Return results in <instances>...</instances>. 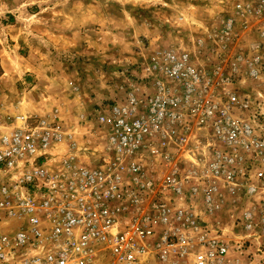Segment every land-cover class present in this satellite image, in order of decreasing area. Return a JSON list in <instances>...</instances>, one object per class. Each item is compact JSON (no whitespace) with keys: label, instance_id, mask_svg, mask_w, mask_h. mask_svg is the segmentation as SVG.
I'll return each instance as SVG.
<instances>
[{"label":"built area","instance_id":"obj_1","mask_svg":"<svg viewBox=\"0 0 264 264\" xmlns=\"http://www.w3.org/2000/svg\"><path fill=\"white\" fill-rule=\"evenodd\" d=\"M234 15L264 39V0L238 2ZM235 22L222 21L205 66L162 49L139 96L128 89L103 105L106 156L96 168L79 162L60 119L0 113V264H256L248 248L251 237L264 243V108L235 84H264V40L227 52ZM194 132L208 156L181 166ZM146 156L160 174L145 170ZM223 190L256 203L234 220L242 236L227 238L193 211L199 197L212 216Z\"/></svg>","mask_w":264,"mask_h":264},{"label":"rangeland","instance_id":"obj_2","mask_svg":"<svg viewBox=\"0 0 264 264\" xmlns=\"http://www.w3.org/2000/svg\"><path fill=\"white\" fill-rule=\"evenodd\" d=\"M241 1L0 0L3 10L9 8L16 15V19L12 15L0 22L16 20L21 31L32 38L31 43L34 40V45L18 47L4 32L0 36V50L8 62L4 69L0 66L5 83V88L0 86V93L1 89L4 92L0 113L13 118L17 109V115H23L20 108L35 106L42 112L39 117L60 119L70 140L81 150L79 162L96 168L106 156L108 124L100 119L105 114L103 105L120 100L128 89L139 96L141 78L145 74L155 77L149 64L158 51L179 48L192 55L194 65L205 66V52L220 49L221 23L230 17L236 22L226 40L227 52H248L253 43L264 40L240 26L234 7ZM199 135H192L190 150L180 158L181 166H188L189 161L201 164L208 156L202 143L195 146ZM144 163L147 172L160 174L163 170L153 157L146 156ZM222 195L221 214L229 220L214 227H222L227 238H235L239 229L229 214L249 203L240 193L232 197L223 190ZM261 258L264 264V256Z\"/></svg>","mask_w":264,"mask_h":264},{"label":"crops","instance_id":"obj_3","mask_svg":"<svg viewBox=\"0 0 264 264\" xmlns=\"http://www.w3.org/2000/svg\"><path fill=\"white\" fill-rule=\"evenodd\" d=\"M14 17V19H16V15H14V10H11L9 8H4V10L1 8V5H0V20L3 19V18H6L7 16H12ZM45 24V18L43 20ZM43 30L45 31L46 29L43 28ZM5 34L6 38H9L10 40L14 41V44H16L18 47H21V46H25V45H28V44H32L34 45V40H33V43L32 42V38L25 33V30H22L20 29V26L18 23H16V20L15 22H7V23H1L0 22V36L2 37V34ZM44 37V36H43ZM45 37L42 39L44 41ZM264 50V48H263ZM6 56L4 54V52L2 53L1 50H0V66L2 67V69H4V67H6L8 65V62L6 60ZM29 68L33 69L34 67L29 65L28 66ZM3 76L0 77V86H3L5 88V83H3V79H2ZM2 79V80H1ZM260 80H251V79H241V80H238L236 82V86L240 89V93H243L244 92V89L246 90V93L245 94H249V95H252L255 99L257 98L258 101L261 103L262 107L264 108V84L262 83H259ZM245 85H248V87H246ZM1 93H4L3 90L1 89ZM1 93H0V96H1ZM244 94V93H243ZM247 94V95H248ZM256 99V100H257ZM23 112H21V114L23 115H29V116H40L42 115V112L40 110H38L37 108H35V106H28V107H23V108H20ZM19 109V110H20ZM26 109V110H24ZM20 110V111H21ZM3 110H1L2 112ZM18 113H20L17 109L16 113H13V115H17ZM12 117V114L11 116ZM53 159H56V158H53ZM53 159L49 158L47 159V164H49L50 167L53 168ZM223 196V195H222ZM249 203V202H248ZM224 204V201L222 200L221 203H219V207L215 210V212H213V215L212 216H209L208 214H206L204 211H203V208H201V204L199 203V197L197 198V200L194 202L193 204V211L194 212H197L199 214V216L203 219H212L214 220L215 222H217V224H221V223H224L226 221L229 220L228 216H225L224 217L222 216L221 214V209L223 207ZM255 201H251V203H249L248 207L246 208H241V205L239 208H236L233 212V214H229V217H233L235 220L236 218L240 217L242 212L245 210V209H248L250 210L251 212L253 211V205H255ZM181 207H185L184 204H181ZM221 208V209H220ZM220 227V226H218ZM222 228V227H220ZM246 232L245 231H242L239 229V231L237 232V237L238 236H242L244 235ZM250 241L252 242L251 246L248 248V251L249 253L254 257V262H256V264H261L260 263V260L262 259L261 257L264 256V243H262L259 238L257 237H251L250 238ZM231 254H234L236 255L235 252H231ZM239 259L241 262H246L247 260V257L245 255H241L239 256ZM260 259V260H259Z\"/></svg>","mask_w":264,"mask_h":264}]
</instances>
